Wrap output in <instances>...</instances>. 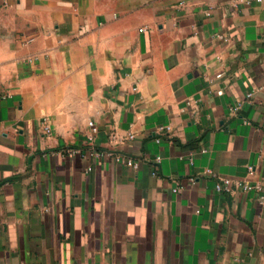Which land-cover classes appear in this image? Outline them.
Here are the masks:
<instances>
[{
    "label": "crops",
    "instance_id": "1",
    "mask_svg": "<svg viewBox=\"0 0 264 264\" xmlns=\"http://www.w3.org/2000/svg\"><path fill=\"white\" fill-rule=\"evenodd\" d=\"M0 264H264V0H0Z\"/></svg>",
    "mask_w": 264,
    "mask_h": 264
},
{
    "label": "built area",
    "instance_id": "2",
    "mask_svg": "<svg viewBox=\"0 0 264 264\" xmlns=\"http://www.w3.org/2000/svg\"><path fill=\"white\" fill-rule=\"evenodd\" d=\"M251 94L247 93V97H249ZM238 109V104L233 106L231 111L235 112ZM247 123H249V121H245ZM89 127L91 128V133L88 134L87 140L89 142V144L85 147V148H80V147H69L66 148L65 151L68 154H83V152H86L87 155L91 156V157H95V158H111L116 162L122 163L126 166H130L132 168H137L138 167V161L136 159H133L129 156L123 155L122 153L118 152V151H114L111 148H96L92 145L91 141L93 140V133L96 132V127L94 126V124L92 122L88 123ZM41 126L42 129L44 130L45 133H50V127L49 124L47 123L46 119H42L41 121ZM132 135H129L128 138H132ZM125 138H123L122 140H124ZM158 159V158H157ZM250 169V167H249ZM211 174V171H208ZM243 190H250V189H259L260 185L255 183V184H250L246 181H243L241 183ZM214 188L217 191H225V192H229L230 191V185H229V181L226 180H222V181H217L214 184ZM178 188H174V190H177Z\"/></svg>",
    "mask_w": 264,
    "mask_h": 264
}]
</instances>
